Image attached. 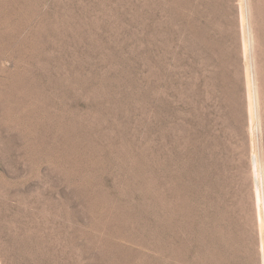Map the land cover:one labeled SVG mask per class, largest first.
<instances>
[{
    "label": "rangeland",
    "instance_id": "1",
    "mask_svg": "<svg viewBox=\"0 0 264 264\" xmlns=\"http://www.w3.org/2000/svg\"><path fill=\"white\" fill-rule=\"evenodd\" d=\"M262 187L264 0H0V264H264Z\"/></svg>",
    "mask_w": 264,
    "mask_h": 264
},
{
    "label": "bare ground",
    "instance_id": "2",
    "mask_svg": "<svg viewBox=\"0 0 264 264\" xmlns=\"http://www.w3.org/2000/svg\"><path fill=\"white\" fill-rule=\"evenodd\" d=\"M246 5L248 8V2ZM248 15H249V13H248ZM248 18H247V20H248ZM248 35H249V41H250L249 46H250V50L252 53L253 47H254V40H253V33H252V29H251L250 25L248 26ZM253 98H254L253 101H254V105H255V115H256L257 122H259V119H258V115H259L258 114L259 90H258L257 82L254 79H253ZM262 190H263L262 192H263V198H264V187H262Z\"/></svg>",
    "mask_w": 264,
    "mask_h": 264
}]
</instances>
